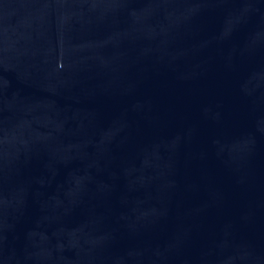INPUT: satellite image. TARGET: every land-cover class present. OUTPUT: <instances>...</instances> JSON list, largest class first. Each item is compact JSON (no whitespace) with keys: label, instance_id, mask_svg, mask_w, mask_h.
Listing matches in <instances>:
<instances>
[{"label":"water","instance_id":"obj_1","mask_svg":"<svg viewBox=\"0 0 264 264\" xmlns=\"http://www.w3.org/2000/svg\"><path fill=\"white\" fill-rule=\"evenodd\" d=\"M0 264H264V0H0Z\"/></svg>","mask_w":264,"mask_h":264}]
</instances>
